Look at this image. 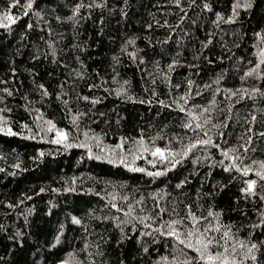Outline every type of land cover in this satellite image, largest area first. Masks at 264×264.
Masks as SVG:
<instances>
[{
    "label": "snow or ice",
    "instance_id": "1",
    "mask_svg": "<svg viewBox=\"0 0 264 264\" xmlns=\"http://www.w3.org/2000/svg\"><path fill=\"white\" fill-rule=\"evenodd\" d=\"M44 3L55 6L46 9L40 7L38 0H10L4 10L0 11V29L10 34L13 32V26L20 19L29 18L19 34L20 40L23 41L29 32L37 29L44 33L39 37L44 48L34 45L30 58L36 62L41 59L49 60L65 69V79L57 85L55 98L61 105V111L64 112L65 119L69 121V126H58L52 118L45 117L41 108L35 107L37 103L45 104L52 93L43 83H36L33 79V88L39 100H32L25 94L23 96L25 103L22 107L32 118L34 127L29 123L14 122L11 119L12 108L7 106L5 100L6 97L13 96V92L8 87H4L0 89V92L5 94L0 96V105H3L0 107V135L20 136L32 140L39 138L47 143L58 145L64 150L79 148L89 160L106 162L114 167H123L129 172L142 173L152 178L165 177L173 170L180 171L188 161H191L193 165L192 172L184 175L175 184L177 196L170 202L166 199L171 196L169 192L137 198L134 195L117 192V188L125 187L123 184L117 185L112 181H101L96 178L95 182L103 184L104 187H101L99 191L94 188L81 189V191L96 195L105 203L99 213L92 208L82 215L68 212L65 219L58 223L51 238L46 240L47 247L56 249L57 254L65 251L63 241L67 239V225L80 228L84 235L79 255L77 252H69L66 257L57 255L54 264H97L95 257L105 255L102 246L108 243L111 230L118 233L115 239L118 247L135 237L138 255L141 259L145 256L149 257L151 264H264V159L249 155L258 150L264 152V148L258 149L257 144L254 143V138L257 141H264V130L256 128L257 123L264 127V107L257 109L258 102H264V5H260V0H231L227 11H215L213 0H165L169 8L179 10L177 23L174 25L167 19L163 23L159 20H154L153 23L166 30L164 39L157 41L162 46L158 55L163 59L169 56L171 51L170 59L163 66L160 60L155 58L151 61L147 60L145 55L141 54L143 50L135 46L134 37L126 40L120 48V52L132 63L138 67L145 66L142 71L152 85L145 88V92L148 93L147 99L138 98L132 93L128 87V80L118 79L119 73L116 66L121 63V60L117 55H113L111 66L113 73L111 84L116 87H112L109 80L101 76L99 72H96L93 78L81 59L80 53L85 51L87 41L79 39L80 26L85 20L91 19L92 13L97 9L101 12L113 11L108 7L107 0H65L63 4L58 0H44ZM9 7L14 11L9 12ZM127 7L128 0H123V6L119 9L121 17L127 15ZM258 7L259 20L257 26L252 29L254 58L236 57L237 62L232 66L235 71L240 68V61L247 59V64L240 69L243 73L239 76L240 86H226L229 74L227 68L222 69L210 81L192 79L193 75H199V64L182 58L181 53L186 47L185 40L191 39L193 33L200 29L202 14H211L209 16L211 27L205 32V38L199 41L200 46L193 59L198 61L202 57L208 64H214L218 59L223 64L225 60L232 59L229 55L232 48L240 47L238 41L245 39L241 15L247 16L250 20L256 19ZM197 8L200 12L196 13L195 18L190 17L187 10L196 12ZM64 9L67 11L64 12ZM103 23L104 17L101 15L99 33L103 32ZM153 23L146 24V28L151 29ZM185 23L188 25L186 28L183 27ZM54 24L68 25L71 29L72 40L62 48L59 45L65 39V34L56 31ZM222 24L239 25V28H234L231 33H225L233 37L231 47L223 36L219 37V46L224 49V52L213 58L206 53H211V47H215L214 41L217 39L218 32H223ZM178 29L181 35H175ZM53 36L55 39H52ZM170 41L175 43V49L163 47V45H169ZM148 43L151 44L152 41L149 39ZM45 48L47 51L44 50ZM69 51L78 67L73 66L70 61L61 59L60 54L63 52L67 55ZM149 63L152 65V71L147 70ZM180 67L197 71H189L182 81H175L172 73ZM89 79L93 80L87 85L90 92L102 90L107 95H114L125 103L149 106L155 104L162 109L170 110V114L175 113L172 123L179 131L167 133L166 129L169 125L166 122L155 135L146 136L145 130L141 128L135 137L121 136L119 142L114 145H105L104 138L107 132L102 129L100 133H97L90 127L91 123H96L100 118L109 117V113L96 109V105L102 103L103 97L95 94L81 95L75 92L78 81ZM249 79L257 83L247 85ZM157 80L168 89L165 99L159 98L155 87ZM74 92L77 102L84 101L91 107L86 111H81L79 108L73 109L71 104ZM218 97L222 99L218 100ZM248 101H251L252 111L247 117H243L247 127L236 136L238 143L229 144L230 122L238 124V121L242 119L237 112V120L233 121L234 105L242 103L246 105ZM225 109L226 114L223 119L214 115V113H224ZM121 119L123 117L116 114L115 123L119 125ZM85 121L88 124H85L82 129L81 124ZM103 122L110 124L111 119H104ZM14 124L19 125V131L14 130ZM149 127L152 126L149 125ZM157 141H166V143L160 146ZM219 141H223V144ZM94 147L96 151L93 150ZM212 149L219 154L218 158ZM43 156V152H38L36 158ZM146 156L152 157L147 160L152 170L140 167L136 163L137 160ZM205 166L208 171L200 177V184L195 190L194 198L189 196L187 200L180 199V196L186 194L184 189L191 183V177L196 176L199 168ZM13 167L18 168L19 164H14ZM216 168L227 174V184L218 180L212 182L213 169ZM209 183L211 187L204 190V186ZM75 184L76 178L73 177L71 183L65 181L66 186L62 189L53 188L52 191L76 192ZM232 184L237 186L239 193V196L234 198L236 204L233 211H238L244 217L238 225L226 223L223 218V209H218L211 203L218 191H223ZM108 188L112 191H107ZM44 191H46L45 188L40 189V192ZM26 198L30 199V197ZM149 199L152 201L151 207L147 206ZM161 200H164L163 204ZM239 201L253 204L255 219L247 217L245 209L239 207ZM49 204V213H51V208L56 205L51 201ZM257 204L259 207L256 206ZM105 208L108 209L107 213H104ZM93 220L101 225L110 224L111 229L105 228L102 233L90 230L94 229V226L90 224ZM22 236V232H17L16 236L10 239L20 241ZM89 236H95V240L90 241ZM161 246L164 249L163 252L159 250ZM33 264H38V261L34 260ZM119 264H126V260L121 259Z\"/></svg>",
    "mask_w": 264,
    "mask_h": 264
},
{
    "label": "trees",
    "instance_id": "2",
    "mask_svg": "<svg viewBox=\"0 0 264 264\" xmlns=\"http://www.w3.org/2000/svg\"><path fill=\"white\" fill-rule=\"evenodd\" d=\"M41 8L50 9L54 4H46L44 0H38ZM63 4L65 0H58ZM231 0H213V7L215 11H227ZM10 3V0H0V11H3L5 6ZM108 7L113 11L107 10L101 12L97 9L92 13V18L82 22L80 26L79 39L87 41V47L83 53H80L81 59L84 61L88 73L95 78V73L99 72L101 76L109 80L111 84L113 55H117L121 63L116 66L119 73L118 79L128 80L129 89L138 98L147 99L148 93L145 92L146 87H152L149 78L144 75L142 69L143 65L137 66L132 63L129 58L120 52L123 43L130 37L135 38V46L142 49V55L151 61L153 58L160 60L163 66L171 57H161L158 55L161 50V45L157 43L158 40H163L166 35V30L157 27L153 21L159 20L161 23L167 19L170 23L176 24L179 10L169 8L165 0H128V7L126 8L127 15L121 17L119 14L120 7L123 6V0H107ZM260 5H264V0H260ZM9 12L14 9L8 8ZM64 12L67 9L63 10ZM190 17L195 18L196 13L200 12L197 8L196 12L187 10ZM152 14L151 16L149 14ZM259 7L257 8L256 19H249L247 16L241 15V20L244 22L242 31L245 33V39L238 41L239 48H232L230 56L231 60H225L222 64L220 60H216L214 64H208L201 57L200 60H194L193 57L199 48V41L205 38V32L210 26L209 16L211 14H202L200 18V29L196 30L191 39H186V47L182 50V58L187 61L199 64V75H193L194 80L210 81L222 69L227 68L229 74L227 76V87L240 86L239 76L242 75V69L247 64V59H253L254 49L252 48L253 37L252 29L257 26L259 20ZM103 15V32L99 33L98 29L101 27L99 24V17ZM214 18V17H213ZM29 18L20 19L16 25L13 26L12 33H6L0 29V89L8 87L13 96L6 97L5 103L8 107L12 108L10 114L14 122H26L34 127L32 118L24 110L22 105L25 103L23 96L27 94L32 100H39L35 89L33 88L32 81L35 79L36 83H43L52 95L46 100L45 104H35V107L41 108V111L47 118H52L60 127H68L69 121L65 119L64 112L61 111V105L55 98V93L58 90L57 85L65 79V69L51 63L49 60L41 59L39 62L33 61L30 58V53L34 51V45H39L44 48L43 43L39 40L41 33L38 29L34 32H29L27 38L23 41L20 40V32L24 24ZM153 23L151 29L146 28V24ZM187 23L183 27H187ZM56 31L63 32L65 39L60 43L59 47H64L72 40V32L68 25L57 26L54 24ZM223 32H218L217 39L214 41L215 47H211L210 54L213 58L218 57L224 52L219 46V37L223 36L228 41L229 47L233 37L225 35L231 33L234 28H239V25L222 24ZM175 35H181L180 30H177ZM47 38V37H46ZM55 39V36L52 37ZM152 43L149 44L148 40ZM170 49H175V43L171 42L169 45H163ZM19 49V53L17 50ZM47 51V49H44ZM131 50V48H129ZM234 54V55H233ZM61 59L70 61L73 66L78 67L72 59V53L69 51L67 55L63 52L60 54ZM236 57H246V60L240 61V68L235 71L232 69L235 64ZM13 69L15 70L13 72ZM95 70V72L93 71ZM147 70L152 71V65H147ZM189 71L195 72L196 69L189 70L187 67H180L176 72L172 73L175 81H182ZM34 73V75L32 74ZM51 73V75H49ZM93 80L78 81V86L75 92L81 95H100L103 97L102 103L96 105V109L102 112L109 113V117H103L91 123L90 127L100 133L103 129L107 132L104 138L105 145H114L119 142L121 136L135 137L139 134V130L143 128L145 135H155L159 128L168 123L167 133L179 131L172 123V118L175 113L170 114V110L162 109L158 105L122 102L114 95H107L102 90L96 92L95 90L89 91L87 85L92 83ZM98 82V81H97ZM257 83L255 80L249 79L247 85ZM112 87L116 85L111 84ZM160 99H165L168 89L164 84L157 80L155 85ZM75 92L72 93V108H79L81 111H86L90 104L75 100ZM5 95L0 92V96ZM207 95V93H205ZM222 97H218V100ZM3 107V105H0ZM223 107V105H221ZM264 107V102H258L257 109ZM95 112V109L93 110ZM252 111L251 101L246 105L235 104L234 112L232 114L233 121L237 120V112L242 117L237 123L230 122L228 132L229 144H236V136L244 131L247 127L245 119L248 113ZM159 113V115L157 114ZM116 114H119L123 119L119 125L115 123ZM226 114L214 113L219 119H223ZM95 119V117H93ZM111 119L110 124H105L104 119ZM260 117L258 116V120ZM88 124L85 121L81 124V128ZM151 125L152 127H149ZM257 130H264V127L257 123ZM14 130L19 131V125L14 124ZM223 144V141H219ZM160 146H163L166 141H157ZM254 143L257 144L258 149L264 148V141H257L254 138ZM96 151L95 147L93 149ZM38 152H43L44 156L36 158ZM212 152L217 156L219 154L215 149ZM257 159H264V152L258 150L256 153H250ZM83 157V158H82ZM152 159L151 156H146L143 159L137 160L136 163L140 167L151 169V165L147 160ZM247 162V161H246ZM14 164H19L18 168H14ZM0 264H33V261H38V264H54L57 255L66 257L69 252H77L83 243V231L75 226L67 225L66 237L63 241L65 251L57 254L56 249H49L46 240L51 238L52 232L56 229L58 223L65 219L68 212L73 214H83L88 209H96L99 213L105 201L100 197L91 193L81 191V189L94 188L99 191L103 184H97L96 178L101 181H112L117 185L123 184V189L117 188V192L124 194L134 195L137 198L143 196L148 197L149 194L164 192L171 193V196L166 197L170 202L177 196L175 184L182 179L184 175H188L193 170L191 161H188L180 171L173 170L165 177L152 178L142 173L129 172L123 167H114L106 162L89 160L83 154V150L79 148H72L64 150L58 145L47 143L45 140L39 138L24 139L20 136L6 137L0 135ZM207 167L199 168L196 176L191 177V183L184 189L185 195L180 196V199L187 200L189 196L194 198L195 190L200 184V177L207 172ZM76 178L77 188L76 192L65 193L63 191L53 192L52 189H62L65 181L71 183L72 178ZM221 181L227 184V174L219 168L213 169L212 182ZM211 187V183L204 186V190ZM41 188L46 191L40 192ZM107 191L111 192L112 189L108 188ZM103 195V193H102ZM239 196L237 186L235 184L228 185L223 191H218L214 200L211 201L218 209H223V218L226 223H236L237 225L244 219L238 211H233L236 204L235 197ZM30 197V199L26 198ZM54 203L56 206L51 208L49 213L50 204ZM164 203V200H161ZM12 205V207H10ZM147 206H152V201L147 200ZM207 206V203H205ZM259 207V205H256ZM239 207L245 209L246 215L249 219H255V212L251 202L245 203L239 201ZM108 209H104L107 213ZM27 217V219H25ZM94 226L95 232H103L105 228L111 229L110 224L101 225L97 221H90ZM17 232H22L23 236L20 241L10 239L15 237ZM118 233L115 230L109 232L110 239L106 245L102 247L105 250L103 257H95L97 264H119L121 259L126 260V264H151L149 257L145 256L140 258L137 252V245L135 237L126 242L122 246L115 244V239ZM90 241L95 240V236H89ZM93 247V251H94ZM161 252L164 251L163 247L159 248ZM154 255V253H153ZM81 258H83L81 256Z\"/></svg>",
    "mask_w": 264,
    "mask_h": 264
}]
</instances>
